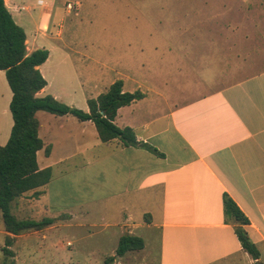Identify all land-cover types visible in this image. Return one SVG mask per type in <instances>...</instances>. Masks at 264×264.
I'll list each match as a JSON object with an SVG mask.
<instances>
[{
	"label": "crops",
	"instance_id": "1",
	"mask_svg": "<svg viewBox=\"0 0 264 264\" xmlns=\"http://www.w3.org/2000/svg\"><path fill=\"white\" fill-rule=\"evenodd\" d=\"M4 3L12 18L13 13L31 11L13 0ZM256 3L259 8L263 4ZM255 9L254 5L250 13L243 10L246 20L235 23L234 56L222 52L204 57L202 76H194L191 86L184 83L182 68L142 69L138 77H129L135 84L129 91L123 83V92L144 95L119 108L114 119L118 127L132 129L137 145L125 147L116 139L103 143L91 121L36 112L44 144L37 163L39 168L50 167L48 184L70 170L75 180L89 175L90 199L82 207H90L92 216L97 212L108 217L92 221L91 228H101L92 235L108 228L114 243L125 234L140 237L144 247L136 252L143 264L153 256L156 264H264V12L256 14ZM50 12L51 8L41 9V27ZM246 42L249 49L242 51ZM36 49L26 46L28 54ZM49 56L38 67L44 77ZM228 56L231 73L239 77L232 81L220 80L222 69L215 71L210 62L215 57L226 65ZM44 79L47 84L36 95L61 100L47 92L49 82ZM93 82L96 78L90 77L80 86ZM99 95H86L81 108L88 111L87 101ZM47 185L37 189L38 197L30 191L16 199L13 214L20 219L46 218L53 207ZM27 195L33 198L25 202ZM224 196L248 219L244 229L258 250L257 260L242 248L235 232L238 224L225 213ZM22 202L23 212L18 210Z\"/></svg>",
	"mask_w": 264,
	"mask_h": 264
},
{
	"label": "rangeland",
	"instance_id": "2",
	"mask_svg": "<svg viewBox=\"0 0 264 264\" xmlns=\"http://www.w3.org/2000/svg\"><path fill=\"white\" fill-rule=\"evenodd\" d=\"M13 1L31 8L30 12L13 13L14 21L26 33L27 50L37 47L50 53L43 68L49 82L47 92L57 94L61 99L58 101L80 110L85 107L86 95L105 93L116 80H121L125 91H129L135 86L129 77H138L142 69L182 68L183 81L191 86L194 76H202L204 57L222 52L234 56L235 23L246 20L243 10L250 13L255 5L256 14L264 12V0L260 8L256 3L259 0ZM68 4L71 8H67ZM42 8H51L44 28L37 22ZM242 45L244 51L250 43ZM216 60L213 57L210 62L215 71L222 69L218 73L220 80L239 78L231 73L234 67L229 56L226 65ZM90 77L97 82L85 83L81 88V82ZM10 99L11 91L0 71V146L6 143L12 126ZM75 177L73 170L67 175L57 174L45 187L53 205L45 216L56 218L40 231L13 237L10 249L15 264H104L115 255L118 243L112 242L111 229L103 228L102 234L92 235V230L97 232L101 228L89 226L93 220L108 217L97 212L92 216L90 207H82L90 199L89 175H81L77 180ZM27 196L25 202L33 198ZM24 208L25 204L20 203L18 210L23 212ZM61 213L73 218L57 217ZM1 230L4 229L0 215ZM4 235L0 233V264L4 260ZM143 263L140 253L131 251L109 264ZM146 264H156L155 256Z\"/></svg>",
	"mask_w": 264,
	"mask_h": 264
},
{
	"label": "trees",
	"instance_id": "3",
	"mask_svg": "<svg viewBox=\"0 0 264 264\" xmlns=\"http://www.w3.org/2000/svg\"><path fill=\"white\" fill-rule=\"evenodd\" d=\"M26 40L24 29L14 21L4 0H0V71L4 72L11 91L9 111L12 117L9 138L0 146V215L4 231L15 236L40 231L54 222L47 217L40 220L20 219L12 212L16 199L30 191L38 197L41 192L37 189L47 185L51 179L50 167L39 168L37 163V153L44 144L38 134L36 112L45 111L58 116L69 114L80 121H91L101 142L116 139L128 147L137 145L135 135L131 128L115 125L114 119L119 108L144 96L140 91L123 92L122 81L116 80L105 93L87 101L88 111L61 103L52 95L38 97L36 94L47 84L38 67L46 62L49 51L42 48L28 54ZM45 154H48L47 148ZM223 203L225 213L238 224L235 232L242 248L257 260L258 250L244 229L249 224L248 219L228 196H224ZM13 239L8 235L5 237L2 264H15L14 253L10 249ZM143 247L140 237L125 234L119 238L115 254L120 257ZM113 261L114 258L109 257L104 264Z\"/></svg>",
	"mask_w": 264,
	"mask_h": 264
},
{
	"label": "built area",
	"instance_id": "4",
	"mask_svg": "<svg viewBox=\"0 0 264 264\" xmlns=\"http://www.w3.org/2000/svg\"><path fill=\"white\" fill-rule=\"evenodd\" d=\"M67 8H71V5H70V4H68V5H67Z\"/></svg>",
	"mask_w": 264,
	"mask_h": 264
}]
</instances>
